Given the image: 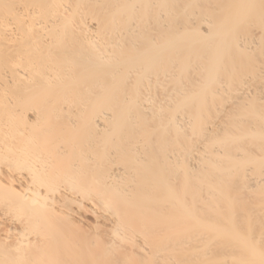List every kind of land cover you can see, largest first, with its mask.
Returning <instances> with one entry per match:
<instances>
[{
  "label": "bare ground",
  "instance_id": "6f19581e",
  "mask_svg": "<svg viewBox=\"0 0 264 264\" xmlns=\"http://www.w3.org/2000/svg\"><path fill=\"white\" fill-rule=\"evenodd\" d=\"M0 264H264V0H0Z\"/></svg>",
  "mask_w": 264,
  "mask_h": 264
}]
</instances>
